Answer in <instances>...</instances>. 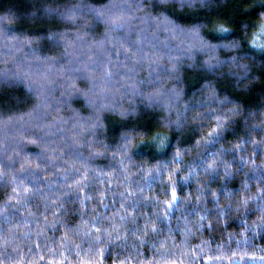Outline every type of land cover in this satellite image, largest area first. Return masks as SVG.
I'll return each mask as SVG.
<instances>
[{
	"label": "trees",
	"instance_id": "trees-1",
	"mask_svg": "<svg viewBox=\"0 0 264 264\" xmlns=\"http://www.w3.org/2000/svg\"><path fill=\"white\" fill-rule=\"evenodd\" d=\"M186 4L0 0V264H264L262 0Z\"/></svg>",
	"mask_w": 264,
	"mask_h": 264
},
{
	"label": "snow or ice",
	"instance_id": "snow-or-ice-1",
	"mask_svg": "<svg viewBox=\"0 0 264 264\" xmlns=\"http://www.w3.org/2000/svg\"><path fill=\"white\" fill-rule=\"evenodd\" d=\"M169 2H172L174 4H179L180 7L190 6V5L186 4V0H159V3L161 5L169 3ZM144 3L147 4L148 0H144ZM261 11L264 12V0H262ZM99 14L103 15L102 12ZM220 32L222 34L223 39H229V37L223 35V33L228 32V29H220ZM248 41L250 43L251 48L258 49V50L264 52V24H261L259 30L257 32H254L250 37H248ZM221 46L225 47V48L229 47V45H221ZM231 46L238 48L241 45L238 42V40L234 39ZM206 47L214 49L217 47V45H206ZM77 183H79V181H77ZM69 186L71 187V185H69ZM176 199H177L176 193H175V191H173V193H172V202L173 203L168 205L169 208L173 207V205L176 202ZM152 231H156V229L153 228ZM37 248H39V245H37ZM101 255H102V253H101ZM217 258H219V257H217ZM40 259L42 260V259H44V257L41 256ZM64 259H67V257H64ZM261 259H264V257H261ZM101 264H102V260H101Z\"/></svg>",
	"mask_w": 264,
	"mask_h": 264
}]
</instances>
